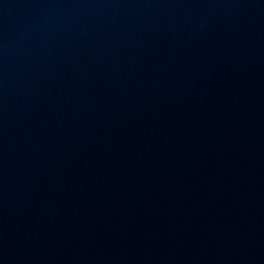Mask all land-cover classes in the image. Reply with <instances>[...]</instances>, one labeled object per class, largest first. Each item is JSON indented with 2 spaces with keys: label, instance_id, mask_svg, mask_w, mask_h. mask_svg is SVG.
<instances>
[{
  "label": "water",
  "instance_id": "water-1",
  "mask_svg": "<svg viewBox=\"0 0 264 264\" xmlns=\"http://www.w3.org/2000/svg\"><path fill=\"white\" fill-rule=\"evenodd\" d=\"M0 264H264V0H0Z\"/></svg>",
  "mask_w": 264,
  "mask_h": 264
}]
</instances>
